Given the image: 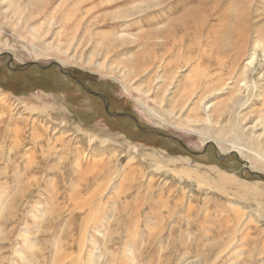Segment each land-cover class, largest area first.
Masks as SVG:
<instances>
[{
	"label": "rangeland",
	"instance_id": "1",
	"mask_svg": "<svg viewBox=\"0 0 264 264\" xmlns=\"http://www.w3.org/2000/svg\"><path fill=\"white\" fill-rule=\"evenodd\" d=\"M247 150L264 0H0V264H264Z\"/></svg>",
	"mask_w": 264,
	"mask_h": 264
},
{
	"label": "bare ground",
	"instance_id": "2",
	"mask_svg": "<svg viewBox=\"0 0 264 264\" xmlns=\"http://www.w3.org/2000/svg\"><path fill=\"white\" fill-rule=\"evenodd\" d=\"M189 15H190V12L189 13H187V11H185V13H184V15L182 16V19L180 20V22H182L183 23V25H179V24H177V25H175V24H173L172 23V26H171V28L169 29V31L170 30H172V29H174L175 27H177V26H179V27H182V29L185 31V30H187V28H186V23H187V21H188V19H189ZM190 21V20H189ZM158 33H159V36H164V34L163 33H165V31L164 30H160V31H158ZM185 33V32H184ZM172 38H173V36H172ZM161 40L163 39V38H160ZM161 44L162 45H166L163 41H161ZM258 44V43H257ZM256 44V46H258ZM171 45L172 46H176V44L175 43H171ZM257 49V48H256ZM164 51V50H163ZM254 54L255 53H252L251 54V57L249 58V60L247 61V63H246V66H247V68H249V67H251L252 66V64H253V60H255L254 59ZM200 58H201V61L199 60V62H198V64H197V67H202V71H203V68H204V49L201 51V55H200ZM207 59V58H206ZM206 64V63H205ZM211 66V65H210ZM210 66L208 67V68H210ZM206 69V68H205ZM197 72H198V70H197ZM200 72V71H199ZM204 74V73H203ZM206 74V73H205ZM204 76V75H203ZM245 84V83H244ZM246 85V84H245ZM220 91V90H219ZM204 105V104H203ZM208 109H210L209 108V105H205V107H204V113H206V115H207V120L209 121L210 120V118L212 117L211 115H210V113H208ZM192 113V112H191ZM205 118V117H204ZM206 121V120H205ZM211 122V121H210ZM259 138H260V136H257V138H256V141L257 140H259ZM232 147L234 148V146L232 145ZM237 149H242V148H237ZM243 150V149H242ZM241 150V151H242ZM246 149H244V151H245ZM248 151V150H247ZM246 151V152H247ZM249 152V151H248ZM249 153H251L252 155H254L257 159H259V160H263L264 161V159H263V157H261V156H259L257 153H255V152H252V151H250ZM91 170V169H90ZM90 174L91 175H93V174H95V169H92L91 171H90Z\"/></svg>",
	"mask_w": 264,
	"mask_h": 264
},
{
	"label": "flooded vegetation",
	"instance_id": "3",
	"mask_svg": "<svg viewBox=\"0 0 264 264\" xmlns=\"http://www.w3.org/2000/svg\"><path fill=\"white\" fill-rule=\"evenodd\" d=\"M62 74H64L65 78H70L73 82H76L77 86L82 88L84 90V92L88 93L90 96H93V95L90 94V92L99 93L100 95L103 96V94H101L102 92L96 91V90H92V88L97 83H95L94 81L90 80L85 74H82V76L81 75L77 76V73H74V72H72V73L71 72H63ZM96 98L101 101V102L100 101L99 102H100V107L102 108V112L107 117H109V116L111 117V115H110L111 111L109 110L110 109V100H109V98H107V97H104L103 99H100L99 97H96ZM106 106L108 108L107 112H106V109H105Z\"/></svg>",
	"mask_w": 264,
	"mask_h": 264
},
{
	"label": "water",
	"instance_id": "4",
	"mask_svg": "<svg viewBox=\"0 0 264 264\" xmlns=\"http://www.w3.org/2000/svg\"><path fill=\"white\" fill-rule=\"evenodd\" d=\"M34 65L37 66V64H36L35 62H30V63L27 64V66H34ZM52 66H58V67H60V64L57 63V62H54V63H52V64H50V65H48V66H46V67H42V69H47V68H50V67H52ZM90 94H92V95L95 96V97L103 98V96L100 95L99 93L90 92ZM105 109H106V112H107V111H108L107 106L105 107ZM116 116H118V117H124L125 114H117ZM129 117L132 118L133 120H135L134 117H132V116H129ZM206 146H207V145H206Z\"/></svg>",
	"mask_w": 264,
	"mask_h": 264
},
{
	"label": "trees",
	"instance_id": "5",
	"mask_svg": "<svg viewBox=\"0 0 264 264\" xmlns=\"http://www.w3.org/2000/svg\"><path fill=\"white\" fill-rule=\"evenodd\" d=\"M35 67V66H34ZM20 71H22V69L21 70H19L17 73H19Z\"/></svg>",
	"mask_w": 264,
	"mask_h": 264
}]
</instances>
